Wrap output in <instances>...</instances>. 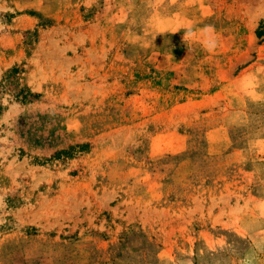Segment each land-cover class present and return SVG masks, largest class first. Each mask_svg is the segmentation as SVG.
Here are the masks:
<instances>
[{"label": "rangeland", "instance_id": "rangeland-1", "mask_svg": "<svg viewBox=\"0 0 264 264\" xmlns=\"http://www.w3.org/2000/svg\"><path fill=\"white\" fill-rule=\"evenodd\" d=\"M0 264H264V0H0Z\"/></svg>", "mask_w": 264, "mask_h": 264}, {"label": "clouds", "instance_id": "clouds-1", "mask_svg": "<svg viewBox=\"0 0 264 264\" xmlns=\"http://www.w3.org/2000/svg\"><path fill=\"white\" fill-rule=\"evenodd\" d=\"M181 29L185 30L182 37L184 42L190 41L193 38H198L205 51L213 53L216 50L218 46V40L215 34V27L213 25H205L203 28L194 29L192 24L189 22L186 24L177 25L171 29L168 27H163L159 29V32L166 33L170 30L171 33H177Z\"/></svg>", "mask_w": 264, "mask_h": 264}]
</instances>
